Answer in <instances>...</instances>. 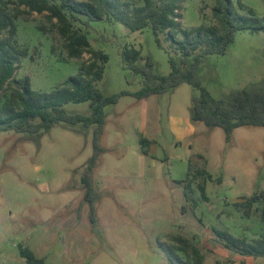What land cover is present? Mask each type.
Here are the masks:
<instances>
[{
  "label": "rangeland",
  "instance_id": "rangeland-1",
  "mask_svg": "<svg viewBox=\"0 0 264 264\" xmlns=\"http://www.w3.org/2000/svg\"><path fill=\"white\" fill-rule=\"evenodd\" d=\"M120 1L143 5L142 0ZM243 3L264 17V0ZM213 6L214 0H185L180 29L215 25ZM45 15L27 13L15 20L14 46L25 56L10 81L13 87L27 77L34 91L49 93L90 57L68 59L55 20ZM74 27L108 58L98 91L128 94L104 108L97 135L101 154L89 175L93 209L82 179L93 155L95 126L60 122L41 136L1 132L0 264H26L19 247L45 264H191L182 252V263L170 262L167 248L176 237L194 246L204 264H264L262 257L227 248L215 234L227 232L248 243L264 237V129L238 128L227 143L221 129L192 125L199 91L188 84L135 98L143 79L125 64V48L139 50L138 64L149 59L162 77L171 72L170 57L179 65L193 62L164 35L160 48L149 27L131 32L105 20L88 26L75 22ZM197 74L214 100L260 90L264 31L237 32L225 54L201 57ZM64 109L71 115L90 113L89 102ZM190 125L191 137L183 138ZM199 185L205 186V199ZM252 196L257 201L246 214L241 204Z\"/></svg>",
  "mask_w": 264,
  "mask_h": 264
},
{
  "label": "trees",
  "instance_id": "trees-1",
  "mask_svg": "<svg viewBox=\"0 0 264 264\" xmlns=\"http://www.w3.org/2000/svg\"><path fill=\"white\" fill-rule=\"evenodd\" d=\"M142 2V6L134 7L120 0H0V133L14 131L41 136L60 122L95 126L93 155L87 162L82 179L86 189L85 199L90 203L91 209L93 193L89 175L97 166L101 154L97 135L104 124V108L116 104L121 96L128 94L103 96L98 91L96 83L103 77L108 58L91 48L86 35L74 27L75 22L88 26L90 22L105 20L119 23L131 32H142L149 27L160 48V37L164 35L166 41L173 44L183 58L193 56V62L189 66L185 60H181L179 65L170 57L171 72L162 77L155 74L154 65L149 59L143 65L138 64L141 58L139 50L134 47L125 48V64L143 79L141 90L133 95L135 98L144 99L162 94L180 84H188L199 91L191 109L192 125L201 123L207 128L221 129L227 143L232 141L233 132L238 128L264 129V87L260 90L237 92L227 101L214 100L201 86L197 74L201 57L225 54L237 32L264 31V17H258L243 0H214L211 14L215 25L180 29V12L185 0ZM27 13H45L49 22L55 20L57 34L68 59L79 60L83 54L90 56L80 65L75 76L68 77L49 93L34 91L27 77L17 80L14 87L10 85L20 59L25 56L23 50L14 46L15 20ZM4 33L7 35L4 36ZM6 91L9 92L8 95H5ZM2 96H5L4 100ZM86 102H89V115H71L64 109L69 103ZM198 188L205 199V186L199 185ZM256 201V196H252L241 204L246 214H249ZM215 234L229 249L244 256L264 258V237L248 243L227 232L215 231ZM178 252H182L191 264H204L203 255L180 237L174 238V244L167 248L170 262H183ZM19 255L26 264H45L43 259L35 257L28 249L19 247Z\"/></svg>",
  "mask_w": 264,
  "mask_h": 264
},
{
  "label": "crops",
  "instance_id": "crops-1",
  "mask_svg": "<svg viewBox=\"0 0 264 264\" xmlns=\"http://www.w3.org/2000/svg\"><path fill=\"white\" fill-rule=\"evenodd\" d=\"M193 131H194V129H193L192 125L186 126V128L183 130V138L191 137Z\"/></svg>",
  "mask_w": 264,
  "mask_h": 264
}]
</instances>
